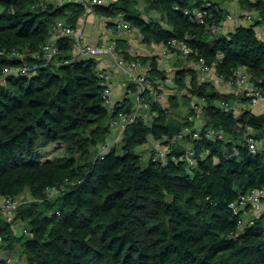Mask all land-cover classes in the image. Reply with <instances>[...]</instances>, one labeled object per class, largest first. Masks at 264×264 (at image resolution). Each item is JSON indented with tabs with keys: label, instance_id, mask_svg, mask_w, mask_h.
Instances as JSON below:
<instances>
[{
	"label": "trees",
	"instance_id": "obj_1",
	"mask_svg": "<svg viewBox=\"0 0 264 264\" xmlns=\"http://www.w3.org/2000/svg\"><path fill=\"white\" fill-rule=\"evenodd\" d=\"M238 1L260 18L226 34L189 21L183 10L200 0H144L159 18L142 17L136 0H109L93 11L109 19L121 14L145 42L183 39L191 48L188 58L203 60L217 74L244 68L264 88V41L255 31L264 21V1ZM217 6L216 21L224 13ZM82 12L78 0H0V194L18 196L27 189L34 198L21 201L16 213L31 235L12 232L0 218V250L19 243L26 264H264L262 217L239 226L241 213L229 206L238 194L264 186V112L220 108L217 101L234 94L199 81L191 68H178L174 88L202 100V129L215 135L187 142L196 163L187 164L186 146H173L165 164L136 152L148 135H171L185 123V116L174 117L157 102L149 104V121L137 117L123 129L118 148L100 153L110 128L97 62L71 60V37L52 36L57 20L76 26ZM45 42L59 47L55 59L30 54ZM147 65L148 77L164 76L154 57ZM175 97L168 96L173 107ZM194 108L188 113L195 114ZM248 128L259 142L254 153L245 140ZM48 189L54 190L50 199ZM0 264L7 263L0 257Z\"/></svg>",
	"mask_w": 264,
	"mask_h": 264
},
{
	"label": "built area",
	"instance_id": "obj_2",
	"mask_svg": "<svg viewBox=\"0 0 264 264\" xmlns=\"http://www.w3.org/2000/svg\"><path fill=\"white\" fill-rule=\"evenodd\" d=\"M51 1L56 3H62L66 0H43ZM83 7V13L88 14L93 12V6L97 4H103L109 0H78ZM217 4L212 3L210 0H200L197 6L192 8H185L183 13L187 16L189 21L202 25L210 31H217L220 27V21H216L215 14L218 11ZM242 16H236L230 12H226L223 15V20L238 21L241 24L253 23L251 11L241 13ZM222 19V18H221ZM120 26L122 29L129 31L131 27L129 23L120 19ZM264 27V25H263ZM53 38L59 36H69L72 39L73 53L71 60L80 57H92L96 61H100L101 58H105L104 66H97V76L102 83V99L103 104L106 108L108 115L109 128H115L118 132H122L123 129L134 122L137 117L144 115L139 112L138 109L149 108L151 102L161 103L163 95L161 89L163 86H174L173 75H164L163 77H148V65L141 64L138 60H126L123 58L114 41L103 40L98 41L95 44H90L84 40L83 29L80 26H71L63 23L61 20H57L53 25L52 31ZM168 45L173 47L180 55L187 56L191 48L187 42L183 39L172 37L168 41ZM36 58H42L44 60L55 59L59 54V47L53 42H45L39 47L38 50L30 53ZM12 55L21 57L18 51L12 50ZM63 62H68V58H64ZM101 62V61H100ZM99 63V62H98ZM200 70L204 72H210L214 69L212 65H207L203 60H199ZM22 70H27L28 65L26 61H23ZM115 69L121 70L128 81L134 84L135 89H128V92L133 95L134 109L123 110L120 108V103H116L112 100L111 86H112V74ZM218 78L228 86L240 87V92L246 99L247 104L252 107L260 99L264 98V88L254 82L252 73L244 68H234L228 74H217ZM220 105L225 110L232 109L225 100H220ZM162 107H167L161 104ZM145 122L148 119H145ZM192 121V114H187L185 123L171 135L162 133L158 139H152V148L150 157L153 161L165 164L169 157V152L173 146L179 145L184 139L187 142L190 140H197L202 136L206 138L214 139L215 135L210 130H204L195 128ZM250 129L248 128L245 133V140L250 153H254L258 147V141L250 135ZM220 136V134H217ZM109 136L106 142L99 145L98 151L101 153L108 147H110ZM184 157L186 158L188 165H194L196 159L194 157V149L189 143L184 151ZM174 158V156H171ZM54 194L53 189L46 190V198L50 199ZM264 200V186L252 188L246 192L238 194L235 200L229 203V206L234 214L241 213V219L238 220V225L252 224L258 216L262 217L264 224V213L262 212V201ZM21 201L19 196L12 194H0V218L9 226L11 229L15 227L17 221V208ZM15 229V228H14ZM22 235H31L29 228L24 225L19 229ZM1 241V236H0ZM5 261H9V257L6 256Z\"/></svg>",
	"mask_w": 264,
	"mask_h": 264
},
{
	"label": "crops",
	"instance_id": "obj_3",
	"mask_svg": "<svg viewBox=\"0 0 264 264\" xmlns=\"http://www.w3.org/2000/svg\"><path fill=\"white\" fill-rule=\"evenodd\" d=\"M215 2L219 3L218 0H213V3H215ZM219 4H217V5H219ZM219 6L224 8V6L221 5V4ZM250 11H251V14H252L253 22H254L255 19L258 20L260 18L259 14L257 13L256 10H250ZM226 12H230V13L236 15V16H242L241 13L247 12V11L242 10L240 5H239L237 8H234L233 11L226 10L224 8L223 15ZM91 13L94 15V17H96V19L98 17H100V18L102 17V16H99L94 11L91 12ZM89 14H84L82 12V14L80 15V17L78 18V20L76 22L77 26L82 27L83 34H84L83 37H84V40L86 42H88L90 44H95L96 42L103 41V40L114 41L115 44L117 45V49H118L119 53L122 52V51H125V52H127V54L129 56H131V58H134V57H137V56H141V55H145L146 57H148L147 62L142 63V62L139 61L143 65H147L148 61L150 60V58L154 57L156 59V61H157V67L159 69L164 70V73H165L164 75H173L174 76V72L176 71V69L183 68V67H179V66H177V67L172 66L173 69H171L172 70L171 73H167L166 70L169 67H166V65H161V63H160L162 61L161 57L164 56L163 50L167 49L166 51H168L167 52L168 54L175 55L176 57L178 55L179 56H183V55H180L178 52H176V50L173 49V47L169 46L168 43L163 44V43H156V42H145V41H143L142 38H141V42L140 43H136L137 40L134 38L133 34H130L126 30L121 28V26L119 24L120 23V19H121V14H119L117 17H114L112 19L103 17L102 24L97 23L98 20L95 21L93 18H91L92 22L88 21L87 17H88ZM219 20H221V21H220V27L217 30L218 33L226 34L227 32L231 31L234 28V26H236L237 24H240V23H238L239 19H238V21H231V20H225L224 21L223 17H222V19H219ZM92 23H94L93 26L91 25ZM263 25H264V21H261V22L257 23L255 25V31H256L257 35L264 41V27H263ZM217 31H215V32H217ZM138 32H139V30H138ZM140 35H141V33H140ZM120 55L123 57L122 53H120ZM183 57L188 58L187 56H183ZM123 58H125V57H123ZM126 60H133V59H126ZM174 60H175V58H174ZM174 60L172 59V61H174ZM100 61H98V60L96 61L97 62V66H98V64L100 66H104L105 58H101ZM202 72L205 73L206 75H210V73L212 74V72H213V74L215 73L216 78L219 79L218 76H217V73H216V71L214 69L212 71H210V72H204V71H202ZM112 75H113L112 76V86H111V93H110V96H111L112 100L114 102H116V103H120V108H122L123 110L129 111V110L134 109L135 106H134V101H133V95L128 92L129 88L135 89L134 88V84L129 83V81L126 78V75L119 69H115L113 71ZM221 82L219 84H217L220 87L219 88H215V89H217L220 92H225V93L229 92V93L234 94V96L231 97L227 102L230 105L233 106L232 111L235 114H237L240 111L241 108H248V109L251 110L252 107H250L247 104L246 101L240 102V100L237 98V96H239L240 94L242 95V93L240 92L241 91L240 87H238V86H230L233 89H228V85L223 83V81H221ZM260 100H264V98H262ZM128 102H130L129 109H127V103ZM216 104L220 108H222V106L220 105V100H218ZM148 109L149 108H146V109L139 108L138 111L139 112L141 111V113L144 114L145 111H148ZM187 114L185 115V117L187 116ZM256 114H258V113H256ZM145 115H140V118L143 119L144 118L143 116H145ZM145 119H148V118L145 117ZM194 121H195V118L193 117V114H192V121L190 123L193 124V126L195 128H199V129L203 128V125L197 126ZM109 130H110V132H109V135H110L116 129L115 128H111ZM205 130H210V129L206 128ZM210 131H212V130H210ZM140 145H142V144H140ZM138 146L139 145H137L135 147L136 152H138L137 151V147ZM262 212L264 213V200L262 201ZM24 225H26V224L24 222H22L21 218L17 217V221H16L15 227H14L15 229L13 228L12 232H14L16 234H21V233H18V232H20L19 231L20 227L24 226ZM10 250L11 249L0 250V257L2 259H4L6 256L9 257V261L8 262L5 261L7 264L12 260V256H10L9 254L8 255L4 254V253H6V251H10Z\"/></svg>",
	"mask_w": 264,
	"mask_h": 264
},
{
	"label": "rangeland",
	"instance_id": "obj_4",
	"mask_svg": "<svg viewBox=\"0 0 264 264\" xmlns=\"http://www.w3.org/2000/svg\"><path fill=\"white\" fill-rule=\"evenodd\" d=\"M210 1L213 2V0H210ZM218 2L221 5H223L226 10H230V11H233L234 8H237L239 6L238 0H218ZM219 3H216V4H219ZM135 4H136L135 6H136L137 10L141 12L140 14L142 17H144L146 19L159 18V15L157 12H155L153 10H147L146 9V4H145L144 0H136ZM91 18H93L95 21L98 20L97 23L102 24L103 17H101V18L98 17L96 19V17H94V15L92 13H90L87 17V20L91 21ZM93 24L94 23H92L91 25L93 26ZM127 32H129L130 34H133L134 38L137 40L136 43L141 42L142 36L140 35V32H138V30L136 28L131 27V29ZM216 33H218V31ZM166 50L167 49L163 50L164 56L161 57L162 61L160 63H161V65H166V67H169L166 70L167 73H171V71H172L171 69H173L172 66H175V67L179 66V67H183V68H187V69L191 68L195 71V73L197 75V79L199 81L208 80V81L212 82V84L214 85L215 88L220 87L217 84H219L221 81L216 78L215 73L213 74V72H212V74L210 73V75H206L205 73H203L200 70V64L197 61H194L191 58H185V57L179 56V55L176 57L175 55L168 54L167 53L168 51H166ZM174 58H175V60H174ZM172 59L174 61H172ZM64 63H66V62H64ZM129 83L133 84L130 81H129ZM228 89H233V88L228 86ZM160 91L163 95V98H162V101L160 104H162L164 106H168L167 107V110H168L167 113L168 114L174 115V117H176V116L184 117L188 113L189 107H195L194 108L195 114H193V117L195 118V121H194L195 124L197 126L204 124L205 117H204L203 113L201 112V108H200V103L202 102V100H198L195 95L191 94L189 89L182 88V87H175L174 88V86H163V88ZM170 94L176 95L175 99L177 100L176 101L177 104L174 107L171 106L169 103H167L168 96ZM185 95L188 96V98H189L188 102L184 101V97H186ZM251 111L253 113L263 112L264 111V100H260L256 104H254L251 108ZM144 115L149 120L151 119L152 114L150 111H145ZM121 133L122 132H118L117 130H114L110 135H108L110 138V144L112 143V145H115L116 148H118L120 146ZM152 139H153L152 136L148 135L147 140L142 145H139L137 147V151L142 155L143 160H146L148 157H150L151 148H152ZM258 144H259V142H258ZM186 145H187V139H184L181 143H179V146H181V147L186 146ZM18 196H19L20 201H30V200L34 199L27 189L24 190ZM18 233H20V232H18ZM4 254H7V255L9 254L10 256H12V260L8 264H26L24 256L20 253L19 243L14 244L12 246L11 250L6 251V253H4Z\"/></svg>",
	"mask_w": 264,
	"mask_h": 264
}]
</instances>
